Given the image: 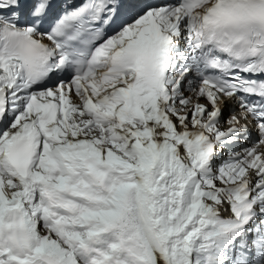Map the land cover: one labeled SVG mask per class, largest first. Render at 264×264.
I'll use <instances>...</instances> for the list:
<instances>
[{
  "label": "snow or ice",
  "instance_id": "obj_1",
  "mask_svg": "<svg viewBox=\"0 0 264 264\" xmlns=\"http://www.w3.org/2000/svg\"><path fill=\"white\" fill-rule=\"evenodd\" d=\"M0 264H264V0H0Z\"/></svg>",
  "mask_w": 264,
  "mask_h": 264
}]
</instances>
